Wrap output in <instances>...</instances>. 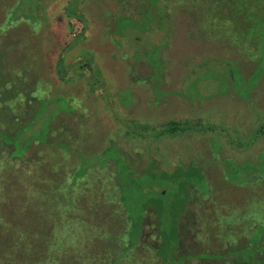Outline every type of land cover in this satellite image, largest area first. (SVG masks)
<instances>
[{
	"label": "rangeland",
	"instance_id": "374dc122",
	"mask_svg": "<svg viewBox=\"0 0 264 264\" xmlns=\"http://www.w3.org/2000/svg\"><path fill=\"white\" fill-rule=\"evenodd\" d=\"M0 18L4 140L33 144L0 147V225L66 244L50 264H264V0H0ZM144 204L160 216L138 223Z\"/></svg>",
	"mask_w": 264,
	"mask_h": 264
},
{
	"label": "trees",
	"instance_id": "16d2710c",
	"mask_svg": "<svg viewBox=\"0 0 264 264\" xmlns=\"http://www.w3.org/2000/svg\"><path fill=\"white\" fill-rule=\"evenodd\" d=\"M24 19L25 18H23V20ZM15 20L17 22H19L18 21L19 17H16ZM0 22H2L1 18H0ZM7 29H9V30L12 29V26L8 25ZM4 34H7V33H4V31L0 32V39ZM0 43H2V42L0 41ZM59 63L60 62L58 61L57 66ZM55 64H56V61H55ZM22 81L23 80H21V82ZM15 99H16L17 103H23L26 105L27 100H29V96L26 94H23L21 91V94L19 96L15 97ZM0 125H1V128H0V147L8 148V152L4 156L6 163L11 158H13V160H15L16 162L19 161V156L11 155L10 153L14 154V153L19 152V154L23 153L22 154V156H23L25 154H28L29 151L31 152V150H29V149H30L31 145H33V144H30L29 146L27 145V146L20 147L19 149H17L15 151V148L12 147V144L6 143L5 141L15 139L16 135L15 134L12 135V133L10 134V131H9L7 125H5L3 123H0ZM187 128H188V126H185V124H183V123L168 122L164 126L163 129L166 133L172 134L178 130H183V129H187ZM4 139H6V140H4ZM13 149H14V152H11V150L13 151ZM3 162H5V161H3ZM101 169H105V168L103 167ZM125 186H126V184H123V185L121 184V186H118L119 193H120V200H121L120 203L122 204V206L118 207L120 217H121L122 213L124 214L125 207L127 205L126 200H125V198H126V187ZM162 194L163 193H159L157 195H162ZM148 207H151L154 210L155 215L157 214L158 216H160L161 211H160L159 207L156 208V206L144 204L141 208V211H139L138 223L140 222V220L142 221V215H143L145 209ZM121 219L123 220V217H121ZM125 224L126 223H124V221H123V226H122L121 230H124V228H127V227H125ZM177 224H178V216L176 219V225ZM10 227L11 226H9V225L6 226L5 224L0 225V264H50V259L55 258V257L51 256L53 252H56V254H58L59 252H63V255H65L64 252L66 251V248H65L66 244H65V247H63L59 251L58 248H61V246L58 245L59 244L58 242H56V241L54 242V241L49 240V234L47 235L48 242H46L45 238H39L38 236H34L33 234H32V237H29L28 236L29 230H26V229L20 231L21 233L19 236L17 233L18 228H10ZM140 227H141V224H140ZM135 229H140L139 224L135 226ZM45 231L46 230L44 229V233H45ZM61 233H62V230H61ZM157 235H158V233H157ZM177 235H178L177 229H175V236L177 237ZM158 237L160 238L159 235H158ZM160 241H161V238H160ZM179 241L180 240H179V236H178L176 239V242L174 243L175 245L171 248L170 257L173 259H176V257H177L176 250H177V247L179 245ZM135 242H133L131 245L130 244L126 245V248L124 250L129 251L131 248L135 247V245H134ZM53 243H55V244L53 245ZM161 245H162V242H161ZM127 246H129V247H127ZM35 250H39L41 253H34L33 251H35ZM27 256H29V258H26ZM56 257H57V255H56ZM87 259H88L87 264H94V262L96 261V258L92 257V256H90V258H87ZM261 261H263V260H261ZM181 263H176V264H181ZM55 264H63V262L56 261Z\"/></svg>",
	"mask_w": 264,
	"mask_h": 264
},
{
	"label": "crops",
	"instance_id": "0c3cea01",
	"mask_svg": "<svg viewBox=\"0 0 264 264\" xmlns=\"http://www.w3.org/2000/svg\"><path fill=\"white\" fill-rule=\"evenodd\" d=\"M110 177V176H109ZM108 183V182H107ZM58 225H59V223H58Z\"/></svg>",
	"mask_w": 264,
	"mask_h": 264
}]
</instances>
